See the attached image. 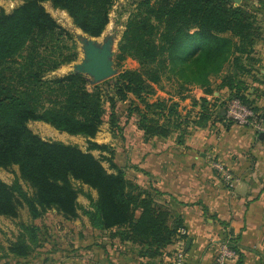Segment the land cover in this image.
Returning a JSON list of instances; mask_svg holds the SVG:
<instances>
[{
    "label": "trees",
    "instance_id": "obj_1",
    "mask_svg": "<svg viewBox=\"0 0 264 264\" xmlns=\"http://www.w3.org/2000/svg\"><path fill=\"white\" fill-rule=\"evenodd\" d=\"M45 1L66 10L84 32L100 36L117 0H25L9 13L0 11V168L18 165L21 177L35 189L29 195L18 179L8 184L0 178V214L16 216L18 204L25 203L33 218L51 207L67 219L78 217L80 204L73 182L80 181L97 190V198L87 193L91 208L85 210L94 228L123 227V239L140 245V257H158L178 239L183 220L157 199L156 188L142 187L127 177L114 161L110 144L93 139L106 112L100 84L89 88L90 80L82 73L50 76L77 60L79 50L73 34L46 10ZM249 6L234 0H138L115 53L119 72L104 81L114 87L108 95L112 127L119 124L114 111L117 101L132 96V103L138 100L142 105L136 107L137 126L145 139L167 138L181 131L189 119L173 96L197 101L190 93L192 86L205 94L199 98L196 128L216 118L227 129L237 123L228 116L227 105H217L220 96L208 98L223 87L233 89L237 84L238 99L258 112L247 93L249 85L241 92L238 87L244 82L241 75L254 73L260 62L256 45L263 28L256 8ZM128 58L139 66L123 68ZM224 63L228 70L215 87L210 75L219 73ZM165 79H174L175 93L150 100L156 94L155 85L163 86ZM29 120L83 135L89 145L83 150L46 140L28 126ZM96 149L108 155L97 157L92 153ZM103 158L114 171L104 166ZM23 228L10 249L24 256L37 241V227L24 224ZM26 233L31 234L29 241ZM240 238L228 240L235 251L232 264H244Z\"/></svg>",
    "mask_w": 264,
    "mask_h": 264
},
{
    "label": "crops",
    "instance_id": "obj_2",
    "mask_svg": "<svg viewBox=\"0 0 264 264\" xmlns=\"http://www.w3.org/2000/svg\"><path fill=\"white\" fill-rule=\"evenodd\" d=\"M259 58V71L249 80L247 93L264 120V53L259 52ZM221 91L208 98L220 96ZM129 123H125L124 140L110 132L104 143L114 148L121 159L114 161L126 170L127 177L145 188H156L157 199L173 215L181 216L186 229L182 237L186 264H215L219 244L238 236L244 264H264V137L237 123L227 129L216 118L183 142L145 139L135 122L132 127ZM214 159L226 164L234 187H228L224 175L212 166ZM178 243L167 247L171 256L130 255L138 264H175ZM125 264H133L132 257Z\"/></svg>",
    "mask_w": 264,
    "mask_h": 264
},
{
    "label": "rangeland",
    "instance_id": "obj_3",
    "mask_svg": "<svg viewBox=\"0 0 264 264\" xmlns=\"http://www.w3.org/2000/svg\"><path fill=\"white\" fill-rule=\"evenodd\" d=\"M24 1L25 0H0V11L4 10L9 13L23 4ZM137 1L138 0H117L110 11V21L105 30L100 36L94 37H97L98 41L103 43L105 37L114 36V50L116 52L128 18L131 13H134L136 10ZM234 1L236 2V0ZM239 4H243L248 8L250 7L249 5H253V7L256 8L259 22L263 28V35L256 45V55L259 57V52L261 54L264 53V0H239ZM43 5L59 24L73 34L78 44L79 56L77 60L60 66L50 74L51 77L63 76L71 73L74 70V64L80 62L84 57L83 44L79 42L78 36L84 35L86 32L74 23L73 18L66 10L56 7L51 1H45ZM138 66L137 61L132 58H128L123 64V68H137ZM227 70L228 64L224 63L221 65V71L219 73H212L210 75L215 87L219 86L221 83V76ZM256 71H259L258 65H256L254 73L241 75V80L244 82H239L238 84V87L241 89L240 92L246 85L250 84L249 80L257 75ZM86 76L90 80L91 77L89 75ZM104 81L94 83L90 81L88 85L89 88H93L94 84H100L106 110L103 116V123L100 126V131L93 139L99 143H104L108 141L106 135L111 132L114 138L124 140L128 131L126 128L124 129V127L127 126V124L125 126V123L130 121V127H132L134 122L135 126L137 125L139 111L136 107L137 105L142 107V105L139 104L138 100H135L136 104L132 103V96L127 100H118L114 111L119 124L118 127L114 126L113 128L110 116L113 111L108 101V95L114 93V87L111 84H106ZM236 85L237 84L234 85L233 89L223 87L219 98L220 102L217 103V105L223 104L224 106L227 105V108H229L230 103L238 99ZM163 86L155 85L156 94L151 96L150 100H155L157 97H170L171 94L175 93L174 79L170 81L165 79L163 81ZM190 93L198 100L193 102L191 98L181 100L179 96L175 94L173 96L175 100L180 101V110L187 116V119H189L181 130L185 132L183 136H180L181 141L180 137L178 138L182 133L181 131L174 132L167 138H175L176 141L183 142L186 138L193 136L196 130L204 128V126L196 128L193 123L200 114L201 108L199 98L203 96L204 93L202 89L197 86H192ZM246 106L249 107L248 105ZM253 111L254 115L249 118V123L243 124L237 122V124L250 127L253 129L254 133L257 134L264 130V120L261 116H258V112L254 109ZM28 126L46 140H60L67 144L77 145L83 150H86L89 145L88 139L85 136L73 135L61 131L50 123L42 120H29ZM131 132H133V130H131ZM92 153L97 157L108 155L107 151L102 152L98 149L93 150ZM114 158H118L116 153H114ZM118 160L120 162L121 159L118 158ZM103 164L110 172L114 171V169L110 168V163L107 159L103 158ZM0 178L8 184H12L18 179L29 195H33L35 192L30 182L21 177L18 165H12L9 168H0ZM73 184L78 190L77 201L80 204L78 217L67 219L57 208L51 207L40 217L33 218L25 203L18 204L16 216L0 214V264H125L130 257H132L133 264H138L137 259L130 254L131 252L137 254L140 245L128 239H123L121 235L123 227L101 230L92 226L88 215L85 213L86 209L91 208V199L88 197L87 193H90L93 198H97V190L80 181H74ZM227 186L230 187L228 184ZM24 224L37 227V241L33 243L30 253L23 256L11 251L10 248L13 243L18 240L20 234L24 232ZM25 238L29 241L31 234L26 233ZM225 241L228 242V240ZM167 247L163 250V254L166 253L171 256ZM234 261L235 255L232 263H234Z\"/></svg>",
    "mask_w": 264,
    "mask_h": 264
},
{
    "label": "water",
    "instance_id": "obj_4",
    "mask_svg": "<svg viewBox=\"0 0 264 264\" xmlns=\"http://www.w3.org/2000/svg\"><path fill=\"white\" fill-rule=\"evenodd\" d=\"M239 4V0H236ZM78 40L83 44L84 57L80 62L74 64L71 73H82L89 75L91 82H101L117 74L114 57V36L104 38L103 43L97 37L87 33L79 35ZM259 137H264V130L259 132Z\"/></svg>",
    "mask_w": 264,
    "mask_h": 264
},
{
    "label": "built area",
    "instance_id": "obj_5",
    "mask_svg": "<svg viewBox=\"0 0 264 264\" xmlns=\"http://www.w3.org/2000/svg\"><path fill=\"white\" fill-rule=\"evenodd\" d=\"M227 114L238 123L247 124L250 122L249 118L254 115V111L252 108L243 104L239 99H235L230 103ZM212 166L224 175L225 180L230 187L235 186L231 171L224 162L214 159L212 161ZM179 231L180 233L177 239L179 243L174 251L173 261L175 264H186V252L182 242V235H186V229L182 227ZM234 255L235 251L230 247L229 243L227 241H222L219 244V249L215 257V264H232Z\"/></svg>",
    "mask_w": 264,
    "mask_h": 264
}]
</instances>
